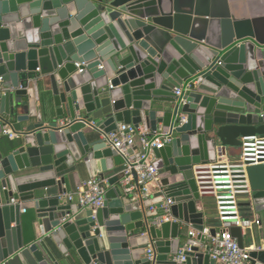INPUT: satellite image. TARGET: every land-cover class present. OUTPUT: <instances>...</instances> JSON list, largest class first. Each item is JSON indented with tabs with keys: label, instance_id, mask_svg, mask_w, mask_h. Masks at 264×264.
<instances>
[{
	"label": "water",
	"instance_id": "obj_1",
	"mask_svg": "<svg viewBox=\"0 0 264 264\" xmlns=\"http://www.w3.org/2000/svg\"><path fill=\"white\" fill-rule=\"evenodd\" d=\"M238 32L227 0L173 13L157 0H0V264H216L209 246H186L188 227L204 244L214 223L193 167L233 160L242 137H264V47ZM31 97L36 114L24 112ZM177 115L185 123L171 143L153 149L158 192L131 202L113 176L95 212L63 201L72 177L85 170L104 180L113 169L117 154L101 133L120 125L167 133ZM247 174L242 210L264 221V165ZM167 199L171 220L154 226ZM24 202L35 211L28 239ZM231 234L242 248L241 230ZM249 257L264 264V250Z\"/></svg>",
	"mask_w": 264,
	"mask_h": 264
},
{
	"label": "built area",
	"instance_id": "obj_2",
	"mask_svg": "<svg viewBox=\"0 0 264 264\" xmlns=\"http://www.w3.org/2000/svg\"><path fill=\"white\" fill-rule=\"evenodd\" d=\"M174 93L177 97L181 94L179 90ZM184 123L185 116L177 115L167 133L161 128L155 132H147L126 125H120L108 134L101 133L103 142L122 159L118 186L125 199L144 202L160 190L153 149L169 145L175 129ZM60 125L63 126L64 122ZM3 133L9 139L15 137V133L7 127L3 128ZM258 165H264V137L252 135L241 138L239 156L233 160L217 159L215 163H201L193 167L199 196L213 200L214 214L219 225L214 237L209 236L207 229L202 232L204 236H209L208 254L216 264H249V252L264 250V246L259 245L241 248L231 234L232 228L244 231L261 226L259 219L243 216L241 206L251 196L247 169ZM108 188L107 180L90 179L82 182L75 191L65 193L63 201L95 212L103 207ZM10 203L14 205L16 201L12 199ZM171 205L170 199L161 204L160 210L163 214L156 219L154 226L159 227L163 222L171 220ZM188 235L191 239L186 242V246H196L195 233L189 231ZM153 255L152 248L146 249L149 260ZM178 260L183 261L182 252H179Z\"/></svg>",
	"mask_w": 264,
	"mask_h": 264
},
{
	"label": "crops",
	"instance_id": "obj_3",
	"mask_svg": "<svg viewBox=\"0 0 264 264\" xmlns=\"http://www.w3.org/2000/svg\"><path fill=\"white\" fill-rule=\"evenodd\" d=\"M158 5L160 8V11H163L164 13H173L176 10H182L186 9L189 4H192L194 0H157ZM228 5L230 7L231 14L235 21H237L238 29H239V36L244 38L245 40L251 41L256 46L264 47V6L260 2V0H227ZM28 106L25 107L24 112L31 111L32 114H36L38 112V106L39 102L35 97H31L28 100ZM52 115H54V112H52ZM33 121H36V118H33ZM62 121V120H61ZM160 128V127H159ZM139 129L143 130L140 126ZM4 137H6L4 135ZM7 138V137H6ZM9 139V138H8ZM232 152H235V150H231ZM139 153V152H138ZM223 159V158H221ZM112 164L113 169L110 171H106L104 173V180H109V178L113 176L119 175V173L122 170V159L119 156H114L112 158ZM96 179H100L96 177ZM90 180V178L87 175V172L83 170L82 176L80 179H78L76 176L72 177L70 183H67L65 186V189L67 192H73L75 191L78 186L84 182ZM118 185V182H117ZM112 188L111 185H109L108 190ZM107 190V191H108ZM63 199V196H62ZM65 202V201H64ZM11 204V203H10ZM17 204V202H16ZM243 204V203H242ZM13 205V204H11ZM15 205V204H14ZM21 206V218H20V224L22 226L23 231V237L24 239L33 238L36 235V232H31V229H28V226L31 224H34L35 222V211L33 209V203L32 202H24L20 203ZM245 207H242L244 209ZM154 208L152 207V210ZM23 210L25 212L23 213ZM211 211V219L214 221L213 224L206 225L207 228H215L216 231H218L219 225L215 223L216 218L215 214H213V209L210 207L209 209ZM243 216L248 217H255L259 220H261L262 225L257 228H253L251 230L247 229L244 231H241V237H242V245L244 248H249L253 245H259L264 246V221L261 218L259 214L253 213L252 211L249 213L245 210H242ZM14 224L11 225L13 227ZM187 233L189 231H192L195 233V238L198 235V233L191 227L187 228ZM205 237V243L204 244H197V246L200 247L201 250H204L207 246H209L210 239L209 236ZM151 246L149 245L147 247L148 249Z\"/></svg>",
	"mask_w": 264,
	"mask_h": 264
}]
</instances>
